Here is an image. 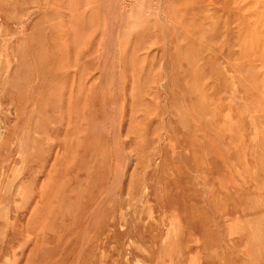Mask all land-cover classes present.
<instances>
[{
  "label": "rangeland",
  "instance_id": "374dc122",
  "mask_svg": "<svg viewBox=\"0 0 264 264\" xmlns=\"http://www.w3.org/2000/svg\"><path fill=\"white\" fill-rule=\"evenodd\" d=\"M0 264H264V0H0Z\"/></svg>",
  "mask_w": 264,
  "mask_h": 264
}]
</instances>
